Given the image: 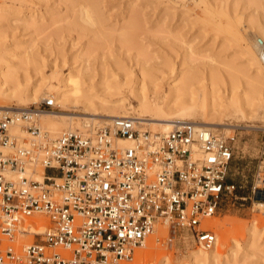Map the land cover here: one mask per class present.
Returning a JSON list of instances; mask_svg holds the SVG:
<instances>
[{
    "label": "built area",
    "instance_id": "built-area-1",
    "mask_svg": "<svg viewBox=\"0 0 264 264\" xmlns=\"http://www.w3.org/2000/svg\"><path fill=\"white\" fill-rule=\"evenodd\" d=\"M257 44L264 62V28ZM56 106L49 96L0 108V264H123L158 225L215 246L214 220L241 187L231 177L235 133L193 122L159 132L114 117L51 137L40 115ZM38 166L43 180L28 172ZM261 169L254 194L264 188Z\"/></svg>",
    "mask_w": 264,
    "mask_h": 264
},
{
    "label": "rangeland",
    "instance_id": "rangeland-1",
    "mask_svg": "<svg viewBox=\"0 0 264 264\" xmlns=\"http://www.w3.org/2000/svg\"><path fill=\"white\" fill-rule=\"evenodd\" d=\"M4 2L13 9L12 13L0 16V61L4 59L5 54H13L14 63L21 67L22 74H25L26 69L30 76H22L23 87L27 84H39L43 77L48 78L51 75L53 67H57L62 73L74 69L75 76L81 74L82 77L81 93L77 99L87 95L86 97L96 99V102L104 99L119 103L122 98L127 97L124 102L136 103L130 90L134 85H138L140 77L154 75L158 79L159 76V79L165 80L164 83L168 85V82L173 80L174 69L187 72L191 64L198 66L202 72L199 82H195L197 86L209 84V74L219 73L218 77L221 78L214 83L216 91H220L218 95L241 92L249 87L243 75L247 65L239 45L241 41L251 42L256 37L250 29L245 30L249 20L258 14L256 6L249 0ZM240 16L245 24L238 26L233 19ZM242 35L244 41L241 39ZM21 41L25 42L17 44ZM28 53L34 61L27 68V65L18 62V58H23L24 61ZM190 57L193 58L192 62H189ZM235 75L236 77L232 78ZM207 78L208 80H205ZM72 95L70 93L67 105H63L62 101L59 103L56 99L57 108L53 111L75 116V125L77 122H89L88 119L93 118V108L84 106L79 102L80 99L74 97L75 94ZM254 95L256 98L262 97L261 100L264 98L258 93ZM45 96L53 94L49 91ZM256 98L255 101H259V104L247 108L249 111L247 110L244 116L240 112L238 101L230 105V100H224V107L220 111L223 112L220 116L225 123L224 127L231 124L240 125L229 127L226 131L221 130L226 134L237 135L231 177L241 187L226 202L221 214L214 220L218 237L216 252L219 256H207L203 262H193L192 254L201 247L197 246L191 233L187 230L170 231L169 226L159 225L144 249L152 255L145 257L141 262H136L135 259L129 262L130 264H264V214L253 209V203L257 199L264 200V188L256 194L253 193L256 175L261 168L264 170V103L260 102V98ZM43 99L44 96L38 98L35 103L26 101L27 99L26 102L21 100L22 103H19L20 100L13 98L0 103L15 107L25 104L26 107H31L38 105ZM96 112L101 114V110H95ZM198 112L195 118L202 121V110L198 108ZM60 119L66 126L71 120L66 116ZM98 119L94 120L95 123L90 127H74L73 130L87 132L108 122ZM41 124L43 126L42 119ZM145 127L161 131L158 125L145 124ZM67 129L70 128L65 130ZM46 130L50 132L49 129ZM50 133L54 135L53 132ZM49 173L53 171L49 170ZM219 222L226 226L225 229L216 227ZM227 226L233 228L228 229Z\"/></svg>",
    "mask_w": 264,
    "mask_h": 264
},
{
    "label": "bare ground",
    "instance_id": "bare-ground-1",
    "mask_svg": "<svg viewBox=\"0 0 264 264\" xmlns=\"http://www.w3.org/2000/svg\"><path fill=\"white\" fill-rule=\"evenodd\" d=\"M249 2L256 6V9L258 10V14L252 20H249L248 28L245 27V30L250 29L251 33L256 35V37H255V40L251 42L250 41L247 42V41H244V38L242 35L241 39L244 41V43L242 41L240 42V44L238 43L242 48V54H243V57L245 58L243 59L245 60L246 65H247L244 67L245 72L243 70V75H244L246 82L248 83L246 85L249 86L247 89H244L241 92H237V93L232 92L230 94L229 93L224 94L223 96L218 95V92L220 93V91L218 90L217 92L216 91L217 88L215 89L214 87V83L217 82L216 80L221 78V77H218L219 75L218 72H217L218 74L215 72L209 74L210 83L209 81H207L209 84L204 82V80H201L202 83H206V84H202L199 86L195 85L196 84L195 82H199L198 81L199 77H201L199 75H201L202 72H200V69L198 68V66H194V65L192 66L191 64V67L189 65L190 69L187 72H184L186 70L183 71L181 69H177V70L174 69L173 75H172L173 80L171 82H168V85L164 83L165 80L159 79V76H158V79L155 78L154 75L153 76L150 75L148 77L147 76L140 77L141 78L140 82L137 83L138 81H136L138 85L137 84H136L137 86L134 85L135 87L133 86L132 90H130L131 94L136 99V103H133L132 101H129L128 103L124 102L128 99L127 97L122 98L120 102L118 101L119 103L107 101L104 99H100V101L96 102L97 101L96 99L86 97L87 95L86 96L83 95L81 96L83 98L77 99L76 97L79 96L81 93L80 87L82 85V77H81V74H78V76H75L76 73L74 69H71L73 71L69 70V72L67 73H62L60 69H58L57 67H53V71L48 78L43 77L40 80L39 84L34 85L33 83V85L31 86L27 84L25 87H23L22 85L24 84L22 83V80L24 78H22V76L30 78L27 70L25 69L24 70L25 74H22L21 69H20L21 67L20 68L17 67V63H14L15 59H13L14 57L13 54L11 55L5 54L4 59L0 61V102H5L8 99L16 98V100L17 99L18 101L20 100L19 103L21 102V100L25 101L26 99H27L26 101L30 100L32 101V103H35L37 102L38 98H41L44 96V99H46L47 97H49L45 95L50 91V93L53 94V96L51 97L53 98L55 97V100L56 99L59 100L58 101L59 103L62 101L63 105L68 104V102L70 101V93H71V95L73 94L72 96H74L75 94L74 97L77 100L80 99L79 102L83 103L84 106L85 105L89 106L90 109L95 108L94 110L92 109V111H94V113H92L93 118H89L88 119L89 122H86V123L77 122L76 125H75V122L73 121L75 116L62 114V113H59L58 111H53V110L42 112V114L40 115V124H41V119H42L43 126L41 124V127L43 130L47 131L51 137L59 136L63 131H65L66 128H70L71 130H73L74 127H77V128H82V127L85 128L86 126L90 127L91 124L95 123L94 120L98 119L94 117H98V116L105 117L104 119H98V120H108V122L114 117H133L139 120V122L142 124L141 125L142 127L145 128V124H148L151 126L158 125L161 127L162 132L169 131L173 127L175 122H193L199 125L210 126V127L216 128L219 131L221 129L222 130L225 129V131L229 130L230 129L229 127H239L240 125H236V124L234 125L231 124V125H228L227 127H224L225 123L222 121L221 116H220L223 113V112L221 113L220 111H221V108L224 107V100H230L231 101L230 105L231 104L234 105L238 101L241 107L240 112L244 116L245 112H247L248 110L247 108H251L255 106L256 103L259 104L258 103L259 101L257 102L255 101L256 96L254 94L258 93L259 95L264 96V62L260 56L259 47L257 44V37L262 34V31L264 28L263 27L264 26V0H249ZM12 9L13 7L5 3L4 0L0 2V16L8 14V13H12L11 12ZM242 19H243L242 16H240V17H236V19H233V20L236 21V25L238 24V26H241L244 23ZM238 29H240V27ZM24 42L25 41H21V42H18L17 44H22ZM29 54L30 53H28L27 55L25 54L26 56H25L24 61H23V58L21 59L18 58V60H20L18 62L20 63L22 62V64L25 66L27 65L26 66L27 68L32 64V61H34L33 58L31 59V56H29ZM192 61H193V58L189 60V62H192ZM20 63L18 64L20 65ZM240 69L241 68L239 67V70ZM233 70H235V68ZM203 75H202V79H203ZM235 77L236 75L232 78H235ZM208 78L205 80H208ZM235 80L239 81L238 79H235ZM237 83H240V82H237ZM259 98H256V100H259ZM261 98H260V102L264 103V98L262 100ZM82 99H83V102H82ZM199 105L200 107H198ZM89 107H86V108H89ZM197 107L202 110V112L200 113L201 118L203 119L202 121H198L195 118V114L199 113ZM0 108L8 109L11 111H20L23 109H28L30 107H26L25 104L22 106L15 107V106H10V105L0 103ZM95 110H101V114L97 112L95 113ZM64 116L71 118L70 120L71 122L69 121V124L67 126L60 119L61 117H64ZM96 124L98 123L96 122ZM46 129H49L50 132L54 133V135H52ZM95 129L88 130L87 132L89 131L93 132ZM15 132L21 133V130L19 128H16ZM123 142L127 143L125 141ZM28 172L35 179H38V180L44 179V174H45L44 168H41L38 166L35 169V171L32 169H29ZM263 206H264V202L257 201L254 203L253 209L254 211L262 214ZM222 224H220V222L216 223V227L221 230L225 229L224 228L225 225H222ZM158 226L156 227V229L158 228ZM252 230H255V228H253ZM153 234L149 237L147 245L145 247L139 248L136 251L135 257L132 261L136 259V262H141L145 257L152 255V253L144 249L148 246ZM215 245L216 246H214V248L209 249V250H205L204 248L197 249L192 254L193 262H198V263L203 262L207 256L217 258L219 256L218 253L216 252L217 241ZM132 261H129V262H132ZM129 262H125L123 264H130Z\"/></svg>",
    "mask_w": 264,
    "mask_h": 264
}]
</instances>
